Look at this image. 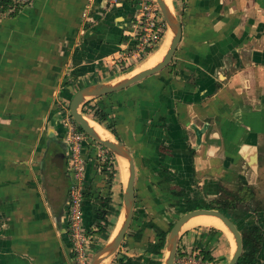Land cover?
<instances>
[{
	"label": "crops",
	"instance_id": "1",
	"mask_svg": "<svg viewBox=\"0 0 264 264\" xmlns=\"http://www.w3.org/2000/svg\"><path fill=\"white\" fill-rule=\"evenodd\" d=\"M2 3L0 264H73L66 180L51 161L53 145H48L61 140L62 107L73 94L69 86L77 90L106 82L119 72L117 55L133 41L135 3ZM173 3L182 21L174 68L92 102L110 108L128 146L136 149L145 138L150 142L145 145L156 149L161 142L173 143L172 159L185 171L192 159L181 143L177 117L195 126L209 122L201 133V154L212 167L219 162L226 174L227 152L264 156V0ZM158 108L170 129L156 125ZM93 160L87 169L90 192L104 184ZM262 167L248 168L251 183ZM85 216L86 224H93L91 197ZM108 237L96 233L92 249Z\"/></svg>",
	"mask_w": 264,
	"mask_h": 264
},
{
	"label": "flooded vegetation",
	"instance_id": "2",
	"mask_svg": "<svg viewBox=\"0 0 264 264\" xmlns=\"http://www.w3.org/2000/svg\"><path fill=\"white\" fill-rule=\"evenodd\" d=\"M132 45L133 42L131 46ZM174 56L171 63L164 69L170 67L174 68ZM145 59L146 56L138 63L131 62V65H127L126 63L117 61L115 62L114 66H116L120 70V72H125L137 66L138 64L143 63ZM159 73L148 76L144 80L155 77ZM142 81H139L138 83ZM113 93H109L101 97L112 95ZM98 98L100 97L94 99L96 100ZM94 99L85 104V107H87L86 112L92 115V118L96 110L101 109L107 113L105 123L100 124L105 128V125L112 126L113 131L107 128L106 129L113 134L116 140L122 141L126 145V147H128L134 158L136 167V178L134 182V212L130 226L123 239L122 244L124 243V240H126L129 230L133 228V220L137 218L138 212L141 211H144L145 213L147 212L146 214H148L149 217L151 216L149 221L146 222V227L155 234V237H158V241L151 240L147 242V247L144 254L139 253L138 255H134L125 253L121 256L116 255L117 257L115 256L114 262L112 261L111 264H122V260H126L128 258H141V264H144L146 253L150 256L148 258L149 264H164L167 254V241L171 229L181 217H183L190 211H194L197 209H216L224 213L237 225L243 239V252L237 263L239 264L240 259L244 254V231L258 226L261 229L262 234L264 235V170L260 171L256 183H251L247 178L248 168H258L264 166V156L261 154V152H258L252 157L244 153H237V155H233V152L225 153L227 159L225 160L224 169L227 171L226 174H223L222 172H220L221 166H218L219 162H216L217 167H212V163H210V161H208L206 158L207 156L205 155L206 157H204V155L201 154V133L206 130V125H208L209 122L204 123L202 126H195L194 123L190 125V123L184 122L185 119H181L179 118L180 116H178L177 120L180 122L182 129V136H180V140L185 147L187 146V149L189 150V157L192 159L191 168L189 169V171H185V169H183L184 166L181 164V162L172 159L174 157L172 152L174 148L173 143L161 142L159 144V147L156 149L153 148V146L149 147L145 145L146 143H150L145 138V142L143 141V143H141L142 145L138 146V148L136 149L135 147L128 146V144L121 137V134L118 130V122L115 118H112L110 108L101 106L98 103H93L92 101ZM62 109L64 110V116L60 121L62 129L60 133L61 140L59 142L57 140L55 141V143L53 141L54 144L50 142L48 146L51 149V144L53 145V150H51V152L53 153V155L51 156V161L54 163V166L58 168L59 174H63L66 180L64 207L67 217L68 230L71 186L73 185L75 179L72 146L66 138L67 129L63 125V120L68 116L69 113L66 112V108L62 107ZM157 110L158 115H160V109L158 108ZM161 116L162 115L159 116L160 123L156 125L163 129H170L169 125L166 123V120H163ZM74 123L76 124L79 132L82 135L81 155L84 166V174L81 185V193L83 198L84 225L88 236L92 238V241L94 243L95 234L100 233L98 231L99 227L97 223V210H106V207H104L102 203L103 199H107L113 207L119 209V214L116 219H114L112 215L106 214V219L109 223L114 220V225L111 229V231H113L120 217L125 185L122 183L123 191L120 195V200L116 201V203H113L114 199L111 193L108 192L106 194L105 191H107L108 189L110 191L108 183H111V181L114 180L113 178H115V175L117 173L118 169L116 168V165H114V162L117 163L116 161L118 160V156L108 147L87 134L75 121ZM55 145L57 147H54ZM94 154L95 157L93 156ZM87 156H89L88 158L90 160H88ZM92 157L96 161L94 163L96 172L100 176H103L102 181L104 183L103 185L97 186L95 192L89 191L90 186L89 182L87 181L88 163L93 160ZM60 164L62 165V168H60ZM105 182H108V186L105 185ZM259 190H261L263 194H259ZM87 197H91L93 201V213L95 214L94 222L89 226L85 221V202ZM143 199L145 201V205L148 204L150 206V211H147L145 208H141L142 206H144ZM230 201L231 204H229ZM227 204H229L231 208H226L225 211H222L221 208H224ZM168 207L174 208V210L175 208L180 207V210L182 211H180V213L176 217L175 211H173V217H171L172 215L169 218L166 217V219L168 220V226H166L162 221V218L163 216H166L165 212ZM243 209L248 210L247 213H244ZM150 223L157 225L160 229L166 232L165 246L162 250L163 256L161 258L155 257L153 253L148 250L150 243H158L162 238V236L158 235L157 231L154 228L149 226ZM105 224L106 222L104 223V225ZM188 224L186 225V227L188 226ZM184 230L182 229L179 238L176 254L174 257V264H181L182 262L184 264H220L219 260L217 259V254L220 252V245L218 244L214 246L212 243L217 242L219 239L221 240L222 237L220 234L222 233L224 235V232L222 230L216 227H213L212 229L211 227L210 229H208L209 231L202 233L198 231L194 236L192 234H188L189 236L185 235L183 233ZM111 233L108 234L110 235ZM145 234V231L138 230L135 232L134 238L136 241H141V239H144ZM138 235H140V238H138ZM214 236L216 240L213 241ZM191 237H193V239H190ZM226 241L228 245H230V239L227 238ZM70 244L72 249L71 239ZM233 251L234 248L232 250V255ZM231 258L228 259L227 264H229ZM257 259L258 261H256L254 264H264V239L258 251Z\"/></svg>",
	"mask_w": 264,
	"mask_h": 264
},
{
	"label": "water",
	"instance_id": "3",
	"mask_svg": "<svg viewBox=\"0 0 264 264\" xmlns=\"http://www.w3.org/2000/svg\"><path fill=\"white\" fill-rule=\"evenodd\" d=\"M171 2L173 7H171L166 0H157V3L159 5L161 14L163 16L166 25V31L162 42L169 33H172L169 48L166 54L164 55L163 59L159 63L143 70L140 69L138 73H135L136 72L135 69L134 71H131L123 76L114 77L106 82L89 84L77 90L73 85L69 86V89L72 91L73 94L71 95L68 107L73 120L77 124H79L87 134H89L95 140L99 141L100 143L108 147L110 150H112L114 153H116L118 158L123 157L127 159L129 162V167H128L129 176H128L127 184L125 185L123 191V204L119 217V219L122 218V220L120 222L119 229L117 230L116 235L114 236V232L116 230L115 227L112 231V234H110V236L108 237L107 242L102 246L98 247L97 249H95L93 254H91L90 264H108L109 261L112 260V258L118 252L123 242V239L130 226L134 212V203H135L134 182L136 178V167H135L134 158L128 147H126V145L120 140L102 138L97 133L96 129L90 125L86 116L81 112V107L94 98L101 97L109 93L118 92L122 89L128 88L129 86L138 83L139 81L144 80L148 76L159 73L171 63L173 56L178 48V45L182 39L181 17L179 11L174 6L173 0H171ZM162 42L160 43V45L162 44ZM160 45L157 48H155L153 52H155L160 47ZM61 164H60V168H62ZM199 215L215 216L219 218L226 225V227L232 233L236 243V249L233 251V255L232 258L230 259L229 264H237L243 252L242 234L238 229L237 225L230 218H228L224 213L216 209H197L194 211H190L176 222V224L171 229L168 237L167 254L164 264H174V257L176 254L179 238L184 225L187 222H189L193 217Z\"/></svg>",
	"mask_w": 264,
	"mask_h": 264
},
{
	"label": "built area",
	"instance_id": "4",
	"mask_svg": "<svg viewBox=\"0 0 264 264\" xmlns=\"http://www.w3.org/2000/svg\"><path fill=\"white\" fill-rule=\"evenodd\" d=\"M22 1L27 2L29 0ZM111 1L119 2L122 0ZM131 1L135 3L133 45L123 49L117 55V61L127 65H131V62L138 63L145 56L147 58L160 45L166 31L165 21L157 0ZM70 115L69 113L63 120V125L67 129L66 138L72 146L75 179L71 186L68 230L74 254V264H90L93 241L85 229L81 193L84 174L81 155L82 135Z\"/></svg>",
	"mask_w": 264,
	"mask_h": 264
},
{
	"label": "rangeland",
	"instance_id": "5",
	"mask_svg": "<svg viewBox=\"0 0 264 264\" xmlns=\"http://www.w3.org/2000/svg\"><path fill=\"white\" fill-rule=\"evenodd\" d=\"M171 5H172V2H171ZM173 7V6H172ZM170 34V33H169ZM168 34V35H169ZM161 46V45H160ZM154 53V52H153ZM152 53V54H153ZM148 59V58H147ZM146 59V60H147ZM145 60V61H146ZM143 63H140L138 64L135 68H131L125 72H118L116 74H113L111 75V77L113 76L114 77H117V76H123L125 74H128L129 72L131 71H134L136 69V71L140 70L141 68H143V65H144V62ZM89 82V81H87ZM70 102V101H69ZM69 103H64V108H66V112L67 113H70L69 112V107H68ZM61 108V107H60ZM68 109V110H67ZM86 109L87 107H85V105H83L81 107V112L88 118L94 120L92 118V115L88 114V113H85L86 112ZM95 121V120H94ZM98 123V122H97ZM103 126V125H102ZM113 135V134H112ZM121 158L123 157H119L118 160L116 161L117 163L114 162V165H116V168L118 169L117 170V173L115 175V178H113L114 180L111 181V183L107 182L109 187H110V191L109 189L106 192V194L108 192L111 193L112 197H113V203H116V201H119L120 200V195L123 191V188H122V183L124 185L127 184V181H128V178H126V181L123 179V177L121 176V173H120V161H121ZM127 160L125 161V165H126V171H125V174H126V177L128 176V164L126 163ZM109 179V178H108ZM107 180V178H106ZM107 183L105 182V185H107ZM107 185V186H108ZM106 186V187H107ZM259 194H263V192L261 190H259ZM149 201V200H148ZM143 205L141 208H145L147 211H150V206L147 204L145 205V201L143 199ZM148 206V207H147ZM173 211H175V217L180 213V207L179 208H171V207H168L166 209V212H165V215L166 216H163L162 218V221L164 222V224L166 226H168V220L166 219L169 218L171 215V217H173ZM147 213V212H146ZM144 211H141V212H138V215H137V218L135 220H133L132 222V225H133V228H131V230H129L128 232V236L126 238V240H124V243L122 244V246L120 247L119 251L115 254L116 255H124L125 253H129V254H134V255H138L139 253H145V250H146V247H147V242L151 241V240H154V241H158V237H155V234L152 233L150 231L149 228L146 227V222L149 221L150 217L148 214H146ZM150 214V213H149ZM119 220V219H118ZM117 227V226H116ZM212 226H203V225H193V226H190V227H186L184 228L185 230L183 231V233L185 235H188V234H192L193 236L196 235V232H207L209 231L208 229H210ZM213 229V227H212ZM138 230H141V231H145V236H144V239H141V241H136L135 238H134V234L136 231ZM112 232V231H111ZM112 234V233H111ZM226 234V235H225ZM221 240L219 239L217 242H213L212 244L214 246L216 245H220V248H219V253L217 254V259L219 260V263L220 264H227V261L229 258H231V255H232V250L234 248L235 250V241H234V238L232 236V234L229 233H225L224 232V235L221 233ZM110 236L109 234H104V237H108ZM189 236V235H188ZM230 239V245H228L226 239ZM190 239H193V237H191ZM198 239V238H197ZM216 240L215 236L213 237V241ZM220 241V242H219ZM227 243V244H226ZM102 244V243H101ZM100 244V245H101ZM99 246H97L95 249H97ZM95 249H93L91 251V254H93V252L95 251ZM115 256L112 258L113 260H110L108 264H111V262L113 261L114 262V258ZM117 257V256H116ZM150 256L146 253V257H145V260H144V264H149L148 261H149V258Z\"/></svg>",
	"mask_w": 264,
	"mask_h": 264
},
{
	"label": "trees",
	"instance_id": "6",
	"mask_svg": "<svg viewBox=\"0 0 264 264\" xmlns=\"http://www.w3.org/2000/svg\"><path fill=\"white\" fill-rule=\"evenodd\" d=\"M8 1L10 0H3L2 5L7 6ZM106 116L107 113L104 110L100 109L95 111V113L93 114V119L101 124H104L106 121ZM105 126L107 129L113 131L111 125ZM102 203L104 207H106V210H97V223L99 227L98 231L100 232V234H108L111 233L112 226L114 225V220L109 223L106 219V214H110L114 219H116L119 214V209L113 207L107 199H103ZM229 204H231V201ZM229 204H227L224 208H221V210L225 211L226 208H231ZM247 211L248 210L243 209L244 213H247ZM105 222L106 224L104 225ZM149 226L154 228L157 231L158 235L162 236V238L158 243H150L148 250L152 252L155 257L161 258L163 256L162 250L165 246L166 232H164L153 223H150ZM138 238H140V235H138ZM263 239L264 235L262 234L261 229L258 226L244 231V254L240 259L239 264H254L256 261H258L257 254L262 245ZM122 264H141V258H128L126 260L124 259L122 260Z\"/></svg>",
	"mask_w": 264,
	"mask_h": 264
},
{
	"label": "bare ground",
	"instance_id": "7",
	"mask_svg": "<svg viewBox=\"0 0 264 264\" xmlns=\"http://www.w3.org/2000/svg\"><path fill=\"white\" fill-rule=\"evenodd\" d=\"M166 1L172 7L171 0H166ZM171 34L172 33L167 35L166 38L164 39V41L162 42L161 46L153 54H151L148 57V59L144 62L143 68H141L142 70L156 65L157 63H159L163 59L164 55L166 54V52H167V50L169 48L170 42H171V36H172ZM138 71H140V70H138ZM138 71H136L135 73H138ZM86 118L89 121L90 125L96 129L97 133L102 138H104V139H112V140L115 139L114 136L112 135V133L110 131H108L104 126H102L101 124L97 123L96 121H94V120H92V119H90L88 117H86ZM126 160L127 159H125V158H121V161H120V173H121V176L123 177V179L125 181H126V178H128V176H129V172H128V176L127 177H126V174H125V171H126L125 161ZM126 163L128 164V167H129L128 160H127ZM192 219H191L192 221L191 220L189 221L190 223L187 222L184 225L183 230L186 227V225L189 223L187 227L193 226V225H204V226L216 227V228L222 230L225 233H229L230 232L229 229L225 227L226 225L223 222H221L219 218H217L215 216L199 215V216L193 217ZM121 220H122V218H120L119 221H117V227H116V230L114 232V236L116 235V232L119 229V225H120ZM230 234H232V233L230 232ZM235 249H236V243H235Z\"/></svg>",
	"mask_w": 264,
	"mask_h": 264
}]
</instances>
